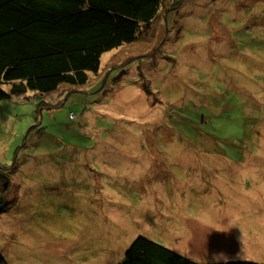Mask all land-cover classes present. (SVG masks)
Segmentation results:
<instances>
[{
  "label": "rangeland",
  "instance_id": "374dc122",
  "mask_svg": "<svg viewBox=\"0 0 264 264\" xmlns=\"http://www.w3.org/2000/svg\"><path fill=\"white\" fill-rule=\"evenodd\" d=\"M0 165L8 264H116L139 235L264 262V0H166L86 85L1 99Z\"/></svg>",
  "mask_w": 264,
  "mask_h": 264
},
{
  "label": "trees",
  "instance_id": "16d2710c",
  "mask_svg": "<svg viewBox=\"0 0 264 264\" xmlns=\"http://www.w3.org/2000/svg\"><path fill=\"white\" fill-rule=\"evenodd\" d=\"M165 1L0 0V100L18 92L45 95L61 84L86 85L90 75L99 74L105 52L146 35ZM7 171L0 165V210L8 203ZM0 264H8L1 251ZM116 264L201 263L139 235ZM206 264L264 262L238 259Z\"/></svg>",
  "mask_w": 264,
  "mask_h": 264
}]
</instances>
